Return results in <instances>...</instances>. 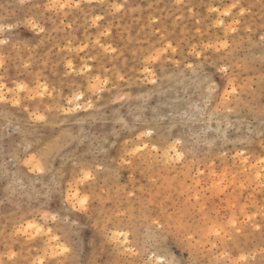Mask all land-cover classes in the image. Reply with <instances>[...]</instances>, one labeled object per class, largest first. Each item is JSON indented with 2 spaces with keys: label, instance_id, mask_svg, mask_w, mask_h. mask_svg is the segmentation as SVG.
I'll use <instances>...</instances> for the list:
<instances>
[{
  "label": "rangeland",
  "instance_id": "1",
  "mask_svg": "<svg viewBox=\"0 0 264 264\" xmlns=\"http://www.w3.org/2000/svg\"><path fill=\"white\" fill-rule=\"evenodd\" d=\"M48 2L0 0V39L9 41L0 45L7 61L0 71L6 85L0 103V262L33 264L47 249L48 264L55 242L18 234L33 221L53 226L69 249L55 264H232L241 255L244 264H264V192L252 175L264 154V0H66L73 6L36 7ZM30 19L45 32L28 27ZM225 41L228 47L217 50ZM96 77L107 81L103 91L90 89ZM14 81L29 89L46 85L49 93H19L15 104L9 92ZM146 131L152 136L141 135ZM141 140L150 147L129 157L131 166L118 176L108 171ZM176 140L183 162L165 164L153 154L152 145L162 158ZM37 167L43 170H32ZM82 170H92L94 179L77 185ZM225 171L228 188L220 194L212 183ZM70 187L90 196L87 213L67 215ZM45 212L62 219L44 220ZM205 213L224 225L220 237L201 233L190 242L175 226L180 217L203 225ZM233 215L237 229L228 224ZM118 231L133 233L129 240L138 256L109 239Z\"/></svg>",
  "mask_w": 264,
  "mask_h": 264
},
{
  "label": "snow or ice",
  "instance_id": "2",
  "mask_svg": "<svg viewBox=\"0 0 264 264\" xmlns=\"http://www.w3.org/2000/svg\"><path fill=\"white\" fill-rule=\"evenodd\" d=\"M43 6L45 8L46 11H58V10H62V9H66L68 7H72L73 5L69 4L66 2H61V0H49V2L47 4L44 5H40L37 4L36 7H41ZM75 7L79 8L80 5L76 4ZM232 7H236L235 4L232 5ZM227 14V13H225ZM96 19H99V17H97ZM220 23L222 24L223 21H220ZM27 25L28 27H30L33 31L39 32V33H44L45 32V28L37 23V21L35 19H30L27 21ZM0 31H3V29H0ZM233 31H235V29H233ZM261 41H264V36H262ZM9 41L5 40V39H0V45H8ZM224 47L227 48L228 44L227 42H223L222 45L217 47V50H219V47ZM169 47H171V45H169ZM198 54V53H197ZM6 58L4 56H0V71L6 70ZM27 67V65H26ZM68 69L70 70H75L74 65L71 63V61H68L67 64ZM192 66L189 65V68H191ZM84 69L82 68L81 71H83ZM221 73H227L228 72V67L227 66H219L218 69ZM3 79V76H0V80ZM96 81L97 83L92 84L90 83V89L91 90H99V91H103L104 86L107 84L106 80L101 81L100 77H96ZM14 83L16 84V87L14 89H9V92L14 93V97H13V103L15 104H20V99L17 98V95L19 93H28L29 95H32L33 93L35 95H39V96H44L46 94L49 93V88L46 85H42L36 89H29L28 85L24 82H19L16 83L14 81ZM153 83H155V81H153ZM6 87L5 84L0 83V103L5 102L6 100V95L4 93V88ZM231 92L232 93H236V88L232 87L231 88ZM226 96L229 95V93H225ZM83 98V93H79L77 95L74 96V100L77 102L76 103V107L79 106V102L82 100ZM91 106V105H89ZM230 110V109H229ZM66 111L71 112L73 111V100H69L68 104L66 106ZM37 120H41L43 121L45 119V117L43 115H36L35 117ZM142 136H152V132L151 131H146L144 133L141 134ZM141 147L138 146H133V151L132 152H127L125 155H121L119 157H117V160L119 161V164L117 166H113L110 167L108 169V171H111L114 176H118L121 169L125 166H131L133 164V160L130 159L129 157L135 155L136 153H141L143 154V149H148L150 146L149 144H144L143 140L139 141ZM181 143L180 140H176L174 141V143L172 145L167 146L165 149H163L164 151V155L161 158L160 157V148H157L155 145H152V149H153V154L157 157V159H162V161L165 164H172V163H176V162H183L185 159L184 153L177 150L176 145H179ZM238 155H240L238 153ZM26 163H30L29 161H25ZM243 163L247 166L249 161L247 159H245L243 161ZM31 166V164H30ZM258 166V170H255L252 175L255 177L254 183H256L257 187H259L261 189L262 192H264V154H262L259 158H257L256 163L254 165H252L253 169H257ZM33 171L36 170H40L42 171V167H37V168H32ZM247 172V167H245L244 169ZM197 173H198V177H202L204 175L203 172H199V170L197 169ZM212 177H216L217 173L213 170L209 173ZM224 178L220 179L219 182L217 183L215 180L212 183V187L214 189H216L220 194H226L227 192V188H228V173L227 171L223 172L221 174ZM94 179L93 176V172L92 170H82L81 175H80V179L76 181V184L79 185L81 183H85L88 181H91ZM235 181V178L233 177V182ZM196 183V187H199V180L196 179L195 181ZM241 187H243V185H240ZM191 187V186H190ZM196 200L199 201L200 200V196L197 194L196 195ZM191 199V195L189 194V200ZM90 206V196L86 193H81L77 188H72L70 187L68 190V194L67 197L64 200V207L67 210V215H71L72 213H87L88 209ZM229 207L231 208H235L236 205L235 204H229ZM205 210L202 209V212H204ZM262 212H264V209L261 210ZM225 215L227 216V213H225ZM62 217L59 213L57 214H51L48 212L44 213V220H50L52 222H57L59 220H61ZM170 223H169V227L172 226L171 224V220L172 218L169 217L168 218ZM249 219H251V217H249ZM202 220L204 221L203 225H193L191 223L189 224H185L183 221V217H180L177 219L176 221V228L181 231L182 233H184L185 237L187 240H189L191 242V240L193 239L194 236L196 235H200L201 233H204L208 236H212L215 235L216 237H220L222 235V231L224 228V225L221 223L217 222V219H209L207 214L205 213L202 216ZM155 224H157L160 228H164L165 224L162 223L160 220H156L154 221ZM228 224L231 225L234 229L238 228V225L236 224V217L235 215L232 216V218L230 220H228ZM188 232H192L193 235L192 236H188L187 233ZM23 234L24 236H26L29 240H35L37 237H41L46 235L48 238V243L52 244V242L54 241L55 244L52 247L51 250V256L52 259L48 262V264H55V257L60 255L61 253H66L69 251V249L61 244V237L59 235H55L53 232V226H49V224H38L36 222L33 221H29L27 222L26 227L24 225L20 226L19 229V233L18 234ZM133 233L131 231L125 232V231H118L115 233H112L111 236L109 237V239L111 241L116 242L118 245H125L126 247L123 248V252L125 254H130V255H134V256H138L140 253L139 251H137L136 247L131 246L132 242L129 240V236H131ZM215 247V245H214ZM16 253L12 252L10 255V259H12L13 257H15ZM48 250L45 249L44 251V256L43 257H39L37 258V260H35L33 262V264H45L46 259L48 258ZM225 256H227V253L224 254ZM161 256H163V253H161ZM247 261V257L244 255H241L237 260H233L232 264H244V262ZM0 264H2V262H0ZM152 264H174L173 261L171 260H165V259H156L154 261H152ZM191 264H199L198 261H192ZM221 264H227V259H225L224 261L221 262Z\"/></svg>",
  "mask_w": 264,
  "mask_h": 264
}]
</instances>
